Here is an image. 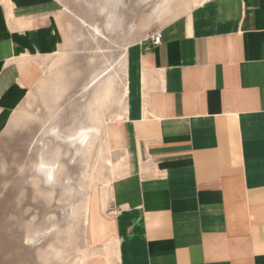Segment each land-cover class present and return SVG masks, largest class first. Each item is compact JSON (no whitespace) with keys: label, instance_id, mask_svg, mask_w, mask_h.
<instances>
[{"label":"crops","instance_id":"crops-1","mask_svg":"<svg viewBox=\"0 0 264 264\" xmlns=\"http://www.w3.org/2000/svg\"><path fill=\"white\" fill-rule=\"evenodd\" d=\"M70 14L0 0V113L63 47ZM124 59L123 167L109 212L90 202L85 264H264V0H204Z\"/></svg>","mask_w":264,"mask_h":264},{"label":"rangeland","instance_id":"rangeland-1","mask_svg":"<svg viewBox=\"0 0 264 264\" xmlns=\"http://www.w3.org/2000/svg\"><path fill=\"white\" fill-rule=\"evenodd\" d=\"M61 1L104 34L94 36L71 13L63 47L43 59L23 101L0 113V264H83L95 255L90 202L104 198L109 212V183L124 161L125 51L204 0ZM109 65L113 92L98 107L105 82H90ZM94 124L91 142L81 143L80 128Z\"/></svg>","mask_w":264,"mask_h":264},{"label":"bare ground","instance_id":"bare-ground-1","mask_svg":"<svg viewBox=\"0 0 264 264\" xmlns=\"http://www.w3.org/2000/svg\"><path fill=\"white\" fill-rule=\"evenodd\" d=\"M169 1V0H166ZM64 3V2H63ZM66 8L69 10V12L73 13L71 9H69V7L67 5H65ZM82 22L84 24H86L87 26H89L93 32L95 33V35L97 36H102L104 34L103 29L96 23H91L89 20H87L84 17H81ZM117 21V20H116ZM111 21H108V25L110 24ZM127 45V44H126ZM121 58V57H120ZM125 59L123 58L121 63L122 65H124ZM57 63V62H56ZM117 63V62H116ZM120 63V64H121ZM60 66V65H59ZM60 68V67H58ZM100 81H104V87L100 90L97 91L95 97V103L98 105V107H101V105L104 104V101L109 98L111 96V93L113 92V84H114V68L113 65H109L107 66L105 69L101 70L100 72L96 73L93 78L91 79V84L95 83V82H100ZM100 86V85H99ZM102 86V85H101ZM96 87V85H95ZM58 92V91H57ZM94 109V107H93ZM98 114V113H97ZM94 120V119H93ZM100 127H98L97 124L91 125L89 127L86 128H80V130L77 133V137L79 139V141L81 143H90V135L92 131H97L99 130ZM104 128V127H103ZM54 129V128H53ZM103 130V129H102ZM101 130V132H102ZM58 131V130H57ZM97 133V132H96ZM74 134V133H73ZM67 136V135H66ZM73 136V135H71ZM99 136V135H98ZM69 135L67 136L68 139ZM90 138V139H89ZM72 139V138H71ZM75 139V138H74ZM75 142V141H74ZM44 164H46L45 162H43ZM48 164V163H47ZM110 164L113 166V162L110 161ZM47 166V165H46ZM54 166L55 163H49V170H48V180L50 179H55L54 177ZM89 203V201H88ZM88 203L86 204V212L88 213ZM102 203V202H101ZM86 213V214H87ZM89 217V216H88ZM86 261V260H85ZM85 261H83V264H85Z\"/></svg>","mask_w":264,"mask_h":264},{"label":"built area","instance_id":"built-area-1","mask_svg":"<svg viewBox=\"0 0 264 264\" xmlns=\"http://www.w3.org/2000/svg\"><path fill=\"white\" fill-rule=\"evenodd\" d=\"M161 37H162L161 33H160V32H157V33H155V34L152 36V39H153V41H154L156 44H158V43L161 42Z\"/></svg>","mask_w":264,"mask_h":264},{"label":"clouds","instance_id":"clouds-1","mask_svg":"<svg viewBox=\"0 0 264 264\" xmlns=\"http://www.w3.org/2000/svg\"><path fill=\"white\" fill-rule=\"evenodd\" d=\"M49 183L51 182V181H48Z\"/></svg>","mask_w":264,"mask_h":264}]
</instances>
